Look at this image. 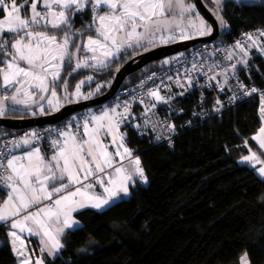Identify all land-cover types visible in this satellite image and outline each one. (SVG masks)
<instances>
[{"label": "snow or ice", "instance_id": "6c2138e0", "mask_svg": "<svg viewBox=\"0 0 264 264\" xmlns=\"http://www.w3.org/2000/svg\"><path fill=\"white\" fill-rule=\"evenodd\" d=\"M29 2V13L22 15ZM233 2L239 7L264 6V0H258V3L253 0ZM38 4H42V10H38ZM215 4L214 14L219 26L227 27L220 15L222 0H215ZM102 7L107 9L103 14ZM86 8H90L93 14V24L88 27L92 29L95 25L97 35L95 38L88 36L87 42L76 44L74 37L78 33L72 31L71 20ZM0 13H3L0 18V80L6 88L14 89L12 95L0 96V116L5 115V101L26 106L34 103L41 113L45 111L42 102L46 101L48 108L58 110L57 87L65 65L72 67L73 72L81 68L106 67L109 58L126 49L148 51L157 42L167 44L177 39L188 40L193 36L210 35L213 31L212 25L195 11V5L185 3V0H24L21 4L17 0H0ZM56 32H63V35L58 36ZM257 32L264 36V30ZM5 34H9L8 38ZM246 39L252 41V47L257 46L251 33L246 34ZM233 48L239 49L245 57L248 55V49L240 41ZM259 50L264 52V46ZM224 51L225 58L232 60L234 52ZM169 62L163 61L165 64ZM217 66L211 65L209 72ZM196 69L197 65L193 64L190 71ZM235 69L236 64H232L233 73ZM228 71L223 68L219 73L225 76L224 84L228 82ZM92 79L87 77V80ZM208 79L215 80L216 75L208 76ZM192 83L189 76L188 87ZM83 84L81 81L76 85V97L82 96ZM223 86L220 85L221 90ZM239 87L244 89L246 96L259 93L254 87L247 89L243 84ZM63 88L67 93L66 80ZM91 95H83V98L88 99ZM146 95L157 102L167 103L171 99L161 96L158 89ZM259 96V116L264 123V93ZM140 103L144 101L140 100ZM216 104L220 106L214 108L218 113L222 104L219 100ZM155 107V103L147 106L145 115ZM129 115L130 108L125 103L121 112L114 107L105 108L99 115L90 114L75 131L70 130V126L57 130L56 138L50 141L51 156L41 152L38 146L41 135L35 131L10 142L14 149H24L21 155L13 154L12 150L7 154L0 152V184L9 189L7 198L0 204V222L8 225V236L19 264H33L21 234L27 232L39 237L40 251L56 256L65 248L62 237L67 232L74 234V231L82 230L74 213L88 207L102 211L116 200L129 197L138 181L148 183L139 157H132V149L124 143V134L119 133L120 125ZM148 124H152L155 130V123L146 120L145 126ZM167 129L175 132L176 126L168 124ZM109 136L115 152H110L104 143V138ZM251 139L258 142L261 155H264V126ZM248 150L250 154L242 156L240 162L248 164L264 180V159L251 148ZM125 160L127 164L123 163ZM98 187L100 192L96 191ZM34 264H44V261L36 259ZM240 264H251L247 252L240 257Z\"/></svg>", "mask_w": 264, "mask_h": 264}, {"label": "trees", "instance_id": "16d2710c", "mask_svg": "<svg viewBox=\"0 0 264 264\" xmlns=\"http://www.w3.org/2000/svg\"><path fill=\"white\" fill-rule=\"evenodd\" d=\"M87 13L89 8L77 12L72 20ZM224 20L227 27L223 30L232 34L263 27L264 6L233 4ZM55 34L62 36L63 32ZM131 56V52H120L101 72L94 73L95 81L85 87L100 85L95 95L103 93L115 70ZM245 60L246 64L239 65L240 74L264 88V56L254 54L253 48ZM163 61L165 58L131 73L121 86L143 71L161 67ZM93 72L85 68L73 72L65 65L57 92L61 94L65 80L73 90ZM257 105L256 98L241 102L219 117L182 131L170 147L148 145L137 136L135 120L126 119L122 126L126 145L139 155L148 183L138 181L128 198L102 211H79L76 215L82 230L67 232L62 237L65 248L56 256H45V263L240 264V257L247 252L251 264H264V180L237 161L247 151L245 141L253 145L251 137L261 125ZM6 108L5 116L29 115L26 110ZM48 112L45 109L44 113ZM15 131L0 129V136ZM6 192L0 184V201ZM0 264H16L2 227Z\"/></svg>", "mask_w": 264, "mask_h": 264}, {"label": "built area", "instance_id": "2783aa9c", "mask_svg": "<svg viewBox=\"0 0 264 264\" xmlns=\"http://www.w3.org/2000/svg\"><path fill=\"white\" fill-rule=\"evenodd\" d=\"M257 30H264V26L242 30L235 34L226 29L215 40L205 41L188 50L167 56L165 60L170 61L169 63H164L156 69L143 71L133 82L120 86L101 105L79 110L56 123L19 129L9 135L0 136V152L7 154L9 150H12L14 154L16 151L23 149H14L10 142L20 140L33 131L41 135L39 145L51 147L50 141L56 138L57 130L67 129L68 126H70V129L76 130L77 126L82 124L84 118L104 105L115 107L117 112H121L123 106L127 103L130 108V115L127 119L133 118L135 120L137 136L145 140L148 145H167L169 147L174 144L176 137L182 131L207 119L219 117L241 102L256 98L259 110V93H264V89L259 88L254 81L243 78L238 69L241 64L238 61L242 59L235 58L238 53L233 48L237 41H240L245 47L251 46L252 41L246 39V34L251 33L253 39L257 41L254 54L264 56V52L259 50L260 46H264V36H260ZM224 50L234 52L232 60L225 58L226 52ZM193 64L197 65V69L190 71ZM213 64L218 66L209 72V67ZM232 64H236L234 73L231 71ZM223 68L229 70L227 84H224L225 76L219 74ZM204 73H207V75H204ZM211 75H216V79L210 81L208 76ZM189 76L193 80L191 87H188ZM240 84H243L247 89L254 87L259 90V93L246 96L244 95V89L239 87ZM220 85H224L223 90H221ZM153 89H158L161 96L171 97V99L167 103L155 101L154 98L146 95ZM233 96L237 99H231ZM140 100H143L144 103L141 104ZM217 100L221 101L222 104L218 113L214 111V108L220 107L216 104ZM152 103H155L156 107L146 116L145 108ZM146 120L155 123V130H153L152 124L145 126ZM168 124L176 126L175 132H170L167 129ZM136 125H140V127L137 128ZM157 137H160V139H157ZM132 157H139L134 149H132ZM123 163L127 164L128 161L125 160Z\"/></svg>", "mask_w": 264, "mask_h": 264}, {"label": "water", "instance_id": "95a60500", "mask_svg": "<svg viewBox=\"0 0 264 264\" xmlns=\"http://www.w3.org/2000/svg\"><path fill=\"white\" fill-rule=\"evenodd\" d=\"M193 1L198 12L212 25L213 31L210 35L195 36L188 40L160 44L150 48V50L148 51L144 50L135 55H132L115 70L108 88L103 93L90 97L88 99H81L65 103L56 111L43 113L40 115L23 117H12L5 115L0 116V129L19 130L44 124L56 123L79 110L96 105H101L118 90L126 77L131 73L145 67L151 62L164 59L167 56L188 50L199 43L212 41L220 37L223 32V27L219 26V21L214 18L211 12L203 4L202 0ZM5 104L9 108H14L16 110L22 111L29 110L37 106L36 104H30L27 106L14 105L11 101H5Z\"/></svg>", "mask_w": 264, "mask_h": 264}, {"label": "crops", "instance_id": "0c3cea01", "mask_svg": "<svg viewBox=\"0 0 264 264\" xmlns=\"http://www.w3.org/2000/svg\"><path fill=\"white\" fill-rule=\"evenodd\" d=\"M17 3H18V4L24 3V0H17ZM105 8H106V7H105ZM89 9H90V8H89ZM29 10H30V2H29V5H27V6L22 10V15H27V14L29 13ZM38 10H42V4H38ZM90 13H92L91 10H90ZM1 18H2V17H1ZM8 91H9V90L5 87V88H3V89L0 91V95L5 96L6 92H8ZM105 108H107V109H111V108H114V107H112V106H107V105H106L105 107L102 106V107L99 108L96 112H93V113H91V114L99 115V114L101 113V111L104 110ZM122 126H123V124H121L120 127H119V133L124 134V131L122 130ZM261 126H264V123H262V121H261V125H260V127H261ZM260 127H259V128H260ZM259 128H258V130H259ZM70 130L75 131L74 129H70ZM258 130L252 135V137L255 136V135H257ZM252 137H251V138H252ZM251 140H252V144H253V145H247V146L245 145L247 151H246V153L243 154L242 156H245V155H249V154H250V153H249V150H248L249 148H251L252 151L257 152L258 155H261V150H260L259 147H258V142L255 141V140H253V139H251ZM104 143L107 144V145L109 146V147H108V150H109L110 152H115L116 149H115V146L111 144V137H110V136L104 138ZM124 143H125V145H126L125 134H124ZM38 146L40 147L41 152L44 153L46 156H51V155L53 154V150H52L51 147H47V146L44 147V146H42V145H38ZM126 146H127V145H126ZM23 150H24V149H20V150L16 151L14 154H16V155H21V154L23 153ZM242 156H240V157L237 159L238 163H241V162H240V159H241ZM261 159H264V155H261ZM116 160H119V157H116ZM241 164H246V163H241ZM246 165H248V164H246ZM248 166H249V165H248ZM254 172H255V171H254ZM255 173H256V172H255ZM256 174H257V173H256ZM4 186H5V185H4ZM5 187H6V186H5ZM6 189H7L6 195H5V197L0 201V204H2L3 201L7 198V195H8L9 189H8L7 187H6ZM96 191H97V192H100L101 189L98 187V188L96 189ZM123 198H128V197H123ZM118 200H120V199H118ZM118 200H116V201H118ZM116 201H115V202H116ZM115 202H114V203H115ZM88 208H91V207H88ZM84 209H86V208H84ZM91 209H94V208H91ZM105 209H106V208H105ZM81 210H83V209H81ZM81 210H79V211H81ZM94 210H96V209H94ZM79 211H78V212H79ZM97 211H98V210H97ZM78 212L74 213V217H75V219H77V220L80 222V225H81L82 223H81L80 219H79V218L77 217V215H76ZM0 227H2V228L5 230V232H6V234H7L8 241H9L10 246H11V250H12L11 238L8 236V231H9L8 225H7L6 223H4V222H0ZM21 239L23 240L24 245H25V247L28 249L29 253L32 255V258H33V264H34V261H35L36 259H43L44 264H46V263H45V256H49V255L47 254L46 251L43 252V253L40 251V249H41V247H42V245H41V243H40V238L37 237V236H32V235L28 234L27 232H25V233L21 234ZM59 253H60V252H59ZM59 253H58V254H59ZM12 254H13V257H14V260H15L16 264H19L18 259H17V256H16V254L13 252V250H12ZM58 254H57V255H58ZM51 257H53V256H51Z\"/></svg>", "mask_w": 264, "mask_h": 264}, {"label": "flooded vegetation", "instance_id": "af4514ba", "mask_svg": "<svg viewBox=\"0 0 264 264\" xmlns=\"http://www.w3.org/2000/svg\"><path fill=\"white\" fill-rule=\"evenodd\" d=\"M202 2L207 7V9L211 12V14L214 16V18L216 19V16L214 14L215 13V9H216L215 0H202ZM185 3L194 4L195 5V3H194L193 0H185ZM233 4H234L233 0H222V7L220 9V15L223 16V19H224V13L228 9H230L231 5H233ZM195 11L198 12V10L196 9V6H195ZM103 12H101V13H103ZM200 16L202 18H204L201 14H200ZM92 24H93V14L92 13H87L86 15L83 14V16L81 15V16H78L75 19H73L71 21L72 31L78 33L74 37V39H78L79 42H83V40L87 36H94L96 34V32L94 31L95 25H93V28L92 29H89V27H88L89 25H92ZM165 34H167V33H165ZM193 37H195V36H193ZM176 41H181V40L180 39H177ZM176 41H173V42H176ZM170 43H172V42H170ZM157 45H160V43L157 42L155 46H157ZM150 48H152V47H150ZM141 51H144V49L143 48H139V49H135V50L134 49H126V50H124L122 52H131L132 55H135V54H137V53H139ZM93 73H96V71H94ZM99 88H100V85H99L97 91L99 90ZM93 96H96V95L94 94ZM93 96H91V97H93ZM81 99H83V98H78L76 100H81ZM28 116H30V115H28Z\"/></svg>", "mask_w": 264, "mask_h": 264}, {"label": "rangeland", "instance_id": "374dc122", "mask_svg": "<svg viewBox=\"0 0 264 264\" xmlns=\"http://www.w3.org/2000/svg\"><path fill=\"white\" fill-rule=\"evenodd\" d=\"M258 0H253V2H257ZM103 9H106L105 7H102L101 8V12H103V11H107V9L106 10H103ZM103 10V11H102ZM101 14H103V13H101ZM63 35V34H62ZM96 35L97 34H95L93 37L95 38L96 37ZM88 37V36H87ZM87 37L83 40V42H87ZM245 48H247L248 49V54L251 52V49H253L254 47H252V45L251 46H248V47H245ZM236 51H237V55H238V57L237 58H239V59H242V60H245V56H244V54L243 53H241L240 51H239V49H236ZM122 52V51H121ZM119 54V53H118ZM118 54L116 55V56H114V57H117L118 56ZM81 55H83V53L81 54ZM114 57H112V58H109L108 59V61H107V65L113 60V58ZM94 63V62H93ZM103 68H105V67H95V68H85V69H90L91 71H96V72H101L102 71V69ZM82 69V68H81ZM84 69V68H83ZM87 77H92L93 79L92 80H87ZM95 74L94 73H90V74H88L87 76H85L83 79H81L77 84H79L81 81H84V84L81 86V89H80V91H81V93H82V96L81 97H76L75 95H74V92H75V89H76V85H75V87H74V89L73 90H69V88H68V86H67V93H65V91H64V88L62 87V91H61V94H59L58 93V96H57V99L59 100V102H60V107L61 106H63L64 104H65V102L66 103H68V102H73V101H75L76 99H78V98H83V95H87V94H89V93H92V95L91 96H93L95 93H96V91H97V89H98V87H99V85L98 86H95V87H91V88H86L85 86H87V85H89V84H91L92 82H94L95 81ZM3 88H5V86L3 85V83H2V80H0V91L3 89ZM9 91H11V95L13 94V92H14V89H12V88H7ZM44 95H46V96H48L49 98H51L50 97V94H48V93H45ZM90 96V97H91ZM18 98H22V97H18ZM33 99H36V97H33ZM84 99V98H83ZM54 103L56 102L55 100L53 101ZM43 104H44V108L45 109H47V110H49V112H53V111H56V110H53V109H50V108H48V105H47V102L46 101H43L42 102ZM30 104H34V103H30ZM29 104V105H30ZM106 105H104V107H105ZM59 107V108H60ZM6 110H7V108H6ZM28 113H29V115L30 116H32V115H40V114H43V113H41L40 112V110H39V107L38 106H36L35 108H32V109H29V110H26ZM33 113H35V114H33Z\"/></svg>", "mask_w": 264, "mask_h": 264}, {"label": "bare ground", "instance_id": "6f19581e", "mask_svg": "<svg viewBox=\"0 0 264 264\" xmlns=\"http://www.w3.org/2000/svg\"><path fill=\"white\" fill-rule=\"evenodd\" d=\"M256 84H257V83H256ZM257 85H258V84H257ZM258 86H259V85H258ZM259 88L264 89V88H262V87H260V86H259Z\"/></svg>", "mask_w": 264, "mask_h": 264}]
</instances>
